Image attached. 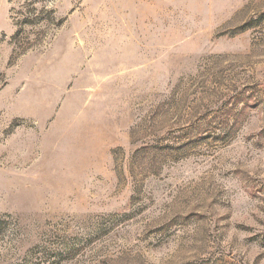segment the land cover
Returning a JSON list of instances; mask_svg holds the SVG:
<instances>
[{"label":"rangeland","instance_id":"obj_1","mask_svg":"<svg viewBox=\"0 0 264 264\" xmlns=\"http://www.w3.org/2000/svg\"><path fill=\"white\" fill-rule=\"evenodd\" d=\"M0 264H264V0H0Z\"/></svg>","mask_w":264,"mask_h":264}]
</instances>
